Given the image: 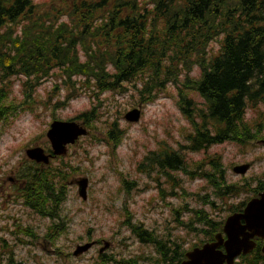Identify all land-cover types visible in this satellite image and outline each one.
<instances>
[{"label": "trees", "instance_id": "16d2710c", "mask_svg": "<svg viewBox=\"0 0 264 264\" xmlns=\"http://www.w3.org/2000/svg\"><path fill=\"white\" fill-rule=\"evenodd\" d=\"M52 0L49 9L37 0H0V125L16 119L24 111H35L38 90L57 78L53 96L67 90L62 99L49 105L56 121L57 110H64L82 94L92 99V107L71 119L82 121L93 130L100 119L105 93L124 94L132 85L138 104L145 108L156 102L169 85L177 88V103L191 132L179 149L158 147L138 165L140 172L153 180L156 172L165 177L163 198L168 185L176 188L175 172L200 177L210 184L211 193L197 194L205 205L218 211L223 202L251 192L247 201L264 191V175L253 184H231L220 157L191 164L188 154L208 152L224 143L247 146L264 139V0ZM221 38V51L210 56V44ZM198 67L200 77L193 72ZM19 91L15 90L16 83ZM203 100L199 107L191 95ZM257 111V121L247 119ZM127 131L111 124L103 139L93 135L92 143H105L116 151ZM49 152H51L49 150ZM79 171L70 160L49 166L30 163L19 179L17 202L34 214L48 219L44 238L55 243L67 230L62 211L70 192L71 178ZM123 187L130 194L132 183L122 175ZM122 187V189H123ZM249 187L248 189H246ZM246 189V190H245ZM184 193L188 194L186 190ZM174 195V194H172ZM246 202L225 208L229 214L242 212ZM190 212L189 219L179 220L188 233L201 238L189 249L179 240L164 241L143 223L134 222L131 212L125 225L142 243L155 248L152 264H182L186 253L223 232L225 219H217L205 207L176 210ZM124 211L128 207L124 206ZM18 233L38 235L32 228L18 226ZM7 245L8 240L1 238ZM139 264L135 259L116 260L107 253L98 254L95 264ZM10 264H16L11 260ZM20 264H24L21 262ZM237 264H264V258H241Z\"/></svg>", "mask_w": 264, "mask_h": 264}, {"label": "rangeland", "instance_id": "374dc122", "mask_svg": "<svg viewBox=\"0 0 264 264\" xmlns=\"http://www.w3.org/2000/svg\"><path fill=\"white\" fill-rule=\"evenodd\" d=\"M52 0H37L43 8L49 9ZM56 2H59L58 0ZM221 51V38L210 44V56L215 57ZM195 78L200 77L198 67L193 72ZM15 90L19 91L20 84L15 81ZM57 78L46 82L38 90V105L35 111H24L16 118H9L0 125V264H95L97 255L103 253L112 255L116 260L135 259L139 264H152L157 258L155 248L151 244L142 243L125 225L131 212L134 222L143 223L159 239L174 240L189 249L200 236L188 233L180 225L179 220L189 219V210L183 209L181 215L176 210L188 206V209L205 207L212 211L215 218L226 219L229 215L225 208L232 204L247 202L251 192H241L237 198H226L220 203L224 210L219 212L211 206L205 205L197 194L205 195L212 192V188L204 178L190 177L185 172L177 171L176 188L168 185V197L162 196L165 187V177L156 172L152 177L138 170V164L143 161L149 152L158 147L167 146L177 148V142L186 144V136L191 132L190 125L177 103V88L169 85L160 98L146 106L138 104V95L132 85L124 94L105 93L102 96L103 106L100 119L93 130L85 136H80L74 143L67 144L60 156L52 160L51 164H59L62 158L70 160L79 171L71 178L70 192L62 211V218L68 220V230L57 240L51 243L44 238L48 219L42 218L17 202V189L22 187L25 180L19 179L22 170L29 168L31 161L26 150L41 147L44 150L51 148L48 132L54 117L52 108L47 105L50 97L62 99L67 90L62 89L53 93ZM191 95L199 107H203L204 100L192 92ZM92 107V99L88 94H82L64 110H57L56 120L62 122H76L81 126L82 121H71L80 113ZM142 111L138 123L126 121L125 115L133 109ZM261 117L264 109L261 107ZM258 112L249 111L247 119L255 123ZM264 122V120H263ZM126 130L122 145L116 151L105 143H92L93 135L103 139V133L111 124ZM88 129V128H87ZM78 130L70 129L68 137H74ZM70 139V138H69ZM72 139V138H71ZM191 164L204 161V169H208L210 158H219L224 164L226 177L231 184H253V180L264 175V139L255 141L247 146L235 143H224L213 146L208 152L192 153L187 155ZM249 164L250 169L245 175L234 172L237 166ZM122 175L128 179L130 194L123 187ZM82 179H88L87 198L80 196L77 185ZM123 187V189H122ZM247 187L246 189H248ZM245 189V190H246ZM186 190L188 194L184 193ZM174 194V195H172ZM249 201V200H248ZM128 211H124V206ZM32 228L37 237H29L18 233V226ZM1 238L8 240L7 245ZM91 242L95 245L89 251L75 256L77 248ZM111 264H118L112 262Z\"/></svg>", "mask_w": 264, "mask_h": 264}, {"label": "water", "instance_id": "95a60500", "mask_svg": "<svg viewBox=\"0 0 264 264\" xmlns=\"http://www.w3.org/2000/svg\"><path fill=\"white\" fill-rule=\"evenodd\" d=\"M141 114L140 108L133 109L125 115V119L130 123H138ZM64 126H69V131ZM70 129L78 130L74 137H68ZM87 134V128L76 122L55 121L48 132L53 153L47 155L44 149L35 147L28 149L26 155L36 163L49 165L51 158L63 154L61 152L66 149L67 144H72L80 136ZM249 169L250 165L245 164L235 167L234 172L238 175H245ZM77 185L80 196L85 200L87 198L88 179L80 180ZM223 233L227 239L224 238ZM223 233L217 234L214 242L187 252L186 260L182 264H235L240 255L250 253L255 247L253 239L256 236L264 237V192L259 197L251 199L244 212L229 216L224 224ZM93 245V243H89L80 246L77 248L75 256L89 251ZM222 246L225 248V253L220 249ZM100 252L103 253V250Z\"/></svg>", "mask_w": 264, "mask_h": 264}, {"label": "flooded vegetation", "instance_id": "af4514ba", "mask_svg": "<svg viewBox=\"0 0 264 264\" xmlns=\"http://www.w3.org/2000/svg\"><path fill=\"white\" fill-rule=\"evenodd\" d=\"M157 181H159V180L157 179ZM261 193H262V192H260L259 195H258L257 197H259ZM247 203H248V201L246 202V204H245V206H244L242 212H244V209H245ZM242 212H241V213H242ZM242 223L244 224V221H242ZM224 238L227 239L225 235H224ZM253 241H254V243H255V247H254V249H253L250 253H248V254H246V255H244V254L240 255V256L236 259V263H235V264H237L241 258H246V257H255V258H258V259H263V258H264V237L256 236V237L253 239ZM91 243H94V245H95V242H91ZM94 245H93V246H94ZM220 249H221L222 251H224V253L226 252L224 246H222Z\"/></svg>", "mask_w": 264, "mask_h": 264}, {"label": "bare ground", "instance_id": "6f19581e", "mask_svg": "<svg viewBox=\"0 0 264 264\" xmlns=\"http://www.w3.org/2000/svg\"><path fill=\"white\" fill-rule=\"evenodd\" d=\"M67 130H68V128H69V126H64ZM69 131V130H68Z\"/></svg>", "mask_w": 264, "mask_h": 264}]
</instances>
